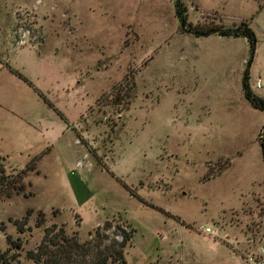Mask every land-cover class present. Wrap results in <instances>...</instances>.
I'll list each match as a JSON object with an SVG mask.
<instances>
[{
    "label": "rangeland",
    "instance_id": "374dc122",
    "mask_svg": "<svg viewBox=\"0 0 264 264\" xmlns=\"http://www.w3.org/2000/svg\"><path fill=\"white\" fill-rule=\"evenodd\" d=\"M241 23L252 48L219 35ZM246 69L263 98L264 0H0V251L110 221L123 264H241L264 240Z\"/></svg>",
    "mask_w": 264,
    "mask_h": 264
},
{
    "label": "trees",
    "instance_id": "16d2710c",
    "mask_svg": "<svg viewBox=\"0 0 264 264\" xmlns=\"http://www.w3.org/2000/svg\"><path fill=\"white\" fill-rule=\"evenodd\" d=\"M196 32H206L202 30H194ZM221 36L245 37L248 39L251 48L253 47V32L247 25L241 23L235 28L221 29ZM247 69L242 77V88L249 104L260 111H264V97L253 96L249 90L247 82ZM126 82L124 81L122 85ZM134 85H127L130 90L134 89ZM263 146V144H261ZM0 185H4L3 181H7V176H3V170L0 169ZM112 224L105 221L101 228L95 229L93 239L78 242L75 238L67 237L65 231L59 228L56 232L53 229H43V235L40 243L34 251H27L26 256L29 260L36 264H123V249L130 243L132 231H127L117 224L118 228L116 236H120V240L112 239L109 245L102 247V242L107 238L104 232ZM115 230V229H114ZM12 249L0 251V264H13L18 252L21 250L20 243L11 241Z\"/></svg>",
    "mask_w": 264,
    "mask_h": 264
},
{
    "label": "built area",
    "instance_id": "2783aa9c",
    "mask_svg": "<svg viewBox=\"0 0 264 264\" xmlns=\"http://www.w3.org/2000/svg\"><path fill=\"white\" fill-rule=\"evenodd\" d=\"M257 87L259 82H257ZM201 231L209 233V228L199 227ZM241 264H264V240L258 243L253 250H251L247 255L241 258Z\"/></svg>",
    "mask_w": 264,
    "mask_h": 264
},
{
    "label": "water",
    "instance_id": "95a60500",
    "mask_svg": "<svg viewBox=\"0 0 264 264\" xmlns=\"http://www.w3.org/2000/svg\"><path fill=\"white\" fill-rule=\"evenodd\" d=\"M217 31H208V32H196V31H190L189 33L192 34V35H198V36H202V35H208V34H213V33H216ZM252 52L253 50H251L250 52V59H251V56H252ZM249 59V60H250ZM263 135H264V127L262 128V131H261V137L263 138ZM262 151H263V155H264V147L262 146Z\"/></svg>",
    "mask_w": 264,
    "mask_h": 264
}]
</instances>
